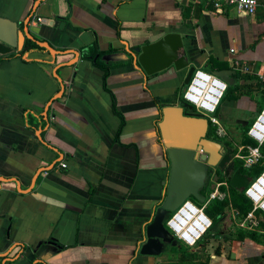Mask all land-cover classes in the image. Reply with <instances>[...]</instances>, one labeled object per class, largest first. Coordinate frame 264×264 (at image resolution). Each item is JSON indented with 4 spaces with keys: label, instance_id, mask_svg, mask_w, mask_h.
Returning <instances> with one entry per match:
<instances>
[{
    "label": "crops",
    "instance_id": "1",
    "mask_svg": "<svg viewBox=\"0 0 264 264\" xmlns=\"http://www.w3.org/2000/svg\"><path fill=\"white\" fill-rule=\"evenodd\" d=\"M37 1L0 0V17L20 30L28 19L29 33L57 51H13L0 62V264H264L263 238L216 249L211 237L207 252L187 248L181 259L171 245L139 254L169 173L154 100L176 105L181 74L145 77L129 57L105 86L79 52L95 40L117 53L179 33L195 68L234 71L227 85L239 87L217 116L239 148L236 121L250 124L264 108V11L244 16L204 0H39L34 9Z\"/></svg>",
    "mask_w": 264,
    "mask_h": 264
},
{
    "label": "water",
    "instance_id": "2",
    "mask_svg": "<svg viewBox=\"0 0 264 264\" xmlns=\"http://www.w3.org/2000/svg\"><path fill=\"white\" fill-rule=\"evenodd\" d=\"M39 0L35 3L38 5ZM25 28L20 30L17 23L0 17V62L13 51L21 52L25 39L36 41L46 50L56 53L49 44L36 40ZM125 52L109 53L103 60L121 61L132 59L134 67L140 69L144 76H153L163 70L173 69L180 72L177 95L189 83L195 66L190 64L185 42L176 32H168L159 39L139 46L128 47ZM231 69L212 71L226 84L230 83ZM161 117L157 122V130L164 155L169 161V173L164 185L163 198L155 208L151 219L143 226L139 242V254L155 258L160 255L166 245L177 247L178 243L164 227L165 217L185 199L204 203L203 188L209 173L220 171L229 185L243 191L250 183V178L234 169L233 149L227 143H221L208 137L207 119L195 113L193 107L183 101L176 105L162 104ZM47 115V112H45ZM243 127L249 121L237 120ZM4 264V263H3Z\"/></svg>",
    "mask_w": 264,
    "mask_h": 264
},
{
    "label": "built area",
    "instance_id": "3",
    "mask_svg": "<svg viewBox=\"0 0 264 264\" xmlns=\"http://www.w3.org/2000/svg\"><path fill=\"white\" fill-rule=\"evenodd\" d=\"M211 2L218 10L224 6L234 9L244 16H251L260 8L264 11V0H204ZM40 20V19H38ZM238 65V61H234ZM227 89V84L212 73L201 68H195L189 83L180 92L181 100L193 107V111L207 119L209 129L214 130V135L222 138L226 135L224 128L217 116V107ZM247 137L256 143V146H247L246 152L235 154L233 159H239L245 168H251L262 158L260 146L264 144V108L259 111L254 120L248 125ZM60 167L65 168L66 163L60 162ZM207 183L213 184L205 195L202 206H198L192 199H185L178 208L170 212L164 219V227L176 242L186 248H195L202 237L211 227L212 220L205 213V207L210 201H228L231 219L236 227L245 231L260 232L261 217H264V170L243 190L245 197L252 208L242 218L237 217V212L230 201V185L223 176L218 179L217 172L209 173Z\"/></svg>",
    "mask_w": 264,
    "mask_h": 264
},
{
    "label": "trees",
    "instance_id": "4",
    "mask_svg": "<svg viewBox=\"0 0 264 264\" xmlns=\"http://www.w3.org/2000/svg\"><path fill=\"white\" fill-rule=\"evenodd\" d=\"M31 50H43V48L40 47L36 43V41L26 39L24 42V45H23V50L19 53V55L24 53V52L31 51ZM114 51L115 50H113V49H108L106 51L101 50L99 48L96 40L93 43H91L90 45L79 50L81 58L92 60L93 63L103 71L102 78H103V82H104L105 86H106V79L109 76L110 69L112 67L118 65V64L127 62V61H109V62H106L102 59V57L105 54L113 53ZM14 55L15 54H10L7 57H11ZM237 77H239L238 72H236V75L234 76V78L236 79ZM238 87H239V85L236 83L233 85H230V86L227 85V89L225 91L224 96L225 97L228 96L230 94V92H232L233 90H236ZM178 97H179V95H178ZM154 101L159 108L163 104V102L157 98H155ZM179 101H182L181 97L179 98ZM114 110H115V107H114ZM115 112H117V114H119L118 111H115ZM160 117L158 120H160ZM30 120L31 119L27 114L26 115V122L29 126H30ZM122 125H123V120L121 117V123L119 125L117 135L119 134ZM246 130H247V127H245L243 130V134H242V138H241V142H240V145L242 147L241 153L246 152L245 149L247 146H256V143L247 137ZM158 135H159V133H158ZM208 137L213 139V140H217L221 143H225L223 138H220V137H217L216 135H214V130L212 128L209 129ZM158 139L160 141V137ZM260 152L262 154V158L260 159V161L256 165L252 166L251 168H244L242 161L239 159H235L234 160L235 161L234 169L235 170L238 169L242 174L249 176V178L251 180L254 179L257 175L260 174V172L262 170H264V144L260 146ZM217 175H218L219 181L223 180V175L220 171H217ZM203 194L207 195L208 192L206 193V191L203 190ZM193 201H195V200H193ZM230 201H231L232 207H234V209L237 212L238 218L244 217L252 208L251 203L245 197L243 191L236 190L232 187H230ZM195 203L198 206H202V204L198 203L197 201H195ZM227 207H228V201L227 200H224V201L213 200V201H210L204 209L207 216L209 218H211V220H212L210 229L215 232L214 236L220 234V231L217 229V227H218L219 223L222 221V219L224 217V210ZM261 228L264 230V222L261 223ZM238 230L239 231L237 232V234L235 236L236 239L242 240L244 238H249V239H252L255 241H260L261 238L264 239V234H260V233L258 234V232L245 231V230H241V229H238ZM170 250L172 252H176V251H182L184 249L181 246H177V247L171 246ZM189 264H208V260L207 259L205 261H195L194 260V261H190Z\"/></svg>",
    "mask_w": 264,
    "mask_h": 264
},
{
    "label": "rangeland",
    "instance_id": "5",
    "mask_svg": "<svg viewBox=\"0 0 264 264\" xmlns=\"http://www.w3.org/2000/svg\"><path fill=\"white\" fill-rule=\"evenodd\" d=\"M224 95H225V92H224V94H223V96L219 102L217 110H218V108L225 109V102H224L225 96ZM221 125H222V123H221ZM223 125H222V127H223ZM225 127H227V126H224L223 128H225ZM246 127H248V126H246ZM228 128H230V126H228ZM222 138L224 139L225 143H227L233 149L232 156L234 157L235 154H237L239 152L240 147L238 148V146L235 145L236 143H234L233 140L231 138H229L227 135H223ZM234 139L238 140L239 135H234ZM227 210H229V211H227ZM217 229L220 231V234H218V235H221L222 238H219L218 235L214 236L215 232L209 228L207 230V233L199 241V243H198L199 245L195 247V248H197L196 250H199L201 252L202 250L205 249L207 252V246H205V245H207V243L209 242V239H211V237H213V236L214 237L212 239L216 240L213 243V247H216V249L221 247L223 245V242H225L227 240L235 239V236H236L237 232L239 231L238 230L239 228L236 227V225L234 224V221L231 219L230 209L226 208L224 210V217H223L222 221L219 223ZM216 236H218V237H216ZM178 246H180V245L178 244ZM181 247L184 250L174 252V253H179V254H176L175 256L179 257L180 259L183 257H187L194 250V249H187L186 247H184V245ZM201 254L204 255V252H202ZM202 258L204 259L205 257H202ZM170 264H177V262L176 261L173 263L171 262Z\"/></svg>",
    "mask_w": 264,
    "mask_h": 264
}]
</instances>
